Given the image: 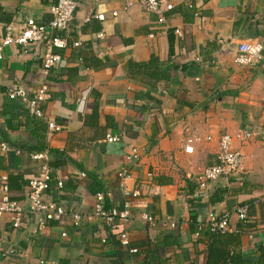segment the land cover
<instances>
[{
	"label": "crops",
	"instance_id": "crops-1",
	"mask_svg": "<svg viewBox=\"0 0 264 264\" xmlns=\"http://www.w3.org/2000/svg\"><path fill=\"white\" fill-rule=\"evenodd\" d=\"M72 1L68 28L54 32L67 46L57 51L42 119L7 92L37 90L45 41L11 45L0 63V201L8 182L24 211L18 228L9 216L0 218V264H221L209 251L231 237L227 252L243 264H264V65L235 62L239 44L264 43V0H172L163 22L135 0ZM55 3L0 0V40L18 35L28 19L48 24ZM152 58L158 68L130 75L132 64ZM49 121L60 131H50ZM248 130L254 135L245 140ZM107 134L119 141L107 142ZM193 135L199 141L186 155L184 139ZM223 135L241 153L242 171L200 190L196 179L217 163ZM132 147L141 154L136 164L125 158ZM42 149L54 179L42 200L61 205L66 216L40 228L27 211V182L40 171L32 155ZM122 170L130 173L127 188L136 197L121 192ZM99 192L106 193L107 208L128 201V221L74 227L70 214L91 213ZM238 207L253 218L249 227L237 219ZM209 212L230 216L229 231L213 243L208 232L196 237L189 229L193 214L201 224ZM172 223L181 227L178 245L164 235ZM123 233L135 254L120 245Z\"/></svg>",
	"mask_w": 264,
	"mask_h": 264
},
{
	"label": "built area",
	"instance_id": "built-area-1",
	"mask_svg": "<svg viewBox=\"0 0 264 264\" xmlns=\"http://www.w3.org/2000/svg\"><path fill=\"white\" fill-rule=\"evenodd\" d=\"M137 5H140L148 13H156L160 16V21H164L163 12H170L174 8L172 0H135ZM190 8L191 5L187 4ZM76 8V3L72 0H56V3L51 7V20L46 25H39L33 19H28L23 23L20 33L16 36H5L0 40V63L4 57V50L11 45H18L28 47L30 44L41 43L45 41L46 51L41 58V77L42 80L38 84L37 90L32 96H27L23 90H9L7 96L10 100H18L25 104L28 113L36 118H43V111L41 105L50 99L48 79L52 71L56 69L60 62V55L57 51L64 49L66 39L59 38L54 35L55 31H65L73 19V14ZM95 19L103 21V14H96ZM73 47H78L79 43L74 42ZM264 43L243 42L237 47V54L235 62L239 65L249 66L251 68L259 65H264ZM48 129L50 131L58 132L60 127L53 122H48ZM254 133L252 131L243 132L245 140L250 139ZM106 141L109 143H117L119 137L111 134L106 135ZM199 139L196 135L188 136L183 142V152L186 155H193V144L198 142ZM210 142L211 138L207 137ZM217 163L210 167L203 169L201 174L197 177V187L204 190L209 183L215 181L228 182L229 179L242 171L243 158L239 151L232 148V139L229 135H223L219 138L217 143ZM4 148V146H3ZM140 150L130 148L129 153L126 155L128 163L136 164L140 161ZM32 159L39 162L40 171L36 177L30 180L27 184V200H28V213L33 217H38L40 220V228L44 227L45 222H59L66 216L65 209L55 203L51 202L45 204L42 200V195L54 182L51 176L48 153L46 151L35 153ZM82 176H84L82 174ZM130 178V173L127 170H122L118 174L119 188L125 196L136 197L137 191H128L127 180ZM6 179H4L5 181ZM62 181H56V187H62ZM4 195L0 201V218L9 216L14 228H18L23 215V209L17 201H13L8 196L6 185L3 187ZM106 193L99 192L95 195L94 205L91 213L79 215L76 213L70 214L72 224L74 227L83 222L99 221L106 228H110L116 223H122L129 219V202L124 201L121 209L107 208L105 205ZM237 219L243 224H250L253 222L246 207H238L235 210ZM149 224L153 223V219L149 216L143 217ZM229 214L225 213L219 215L214 212H209L203 223L197 225V233L204 230L209 233H225L229 231ZM176 223H172L170 228L176 227ZM66 234L62 233V237ZM119 243L122 247L128 249L129 253L135 254L137 249L130 248L127 235L125 233L119 236Z\"/></svg>",
	"mask_w": 264,
	"mask_h": 264
},
{
	"label": "trees",
	"instance_id": "trees-1",
	"mask_svg": "<svg viewBox=\"0 0 264 264\" xmlns=\"http://www.w3.org/2000/svg\"><path fill=\"white\" fill-rule=\"evenodd\" d=\"M160 65L159 61L156 59V58H152L150 60L149 63L147 64H141V65H137V64H132L131 66V70H130V75L133 77L135 75V72L133 69H142V70H148V68L150 69H153L155 70L156 68H158ZM44 151V149H42ZM42 150H40L42 152ZM7 180V179H6ZM28 184V182H27ZM6 187H7V190L9 192V187H8V182H6ZM8 196L11 200L15 201V199H13L12 197H10L9 193H8ZM194 216L191 217L190 219V223H189V229H190V233L192 235H195L196 237H200L204 234H207L206 231L204 230H201L200 232L197 233V225L199 224V222L196 220V214H193ZM206 219V217H205ZM204 219V220H205ZM244 226L247 225V227L250 226V224H243ZM243 229V228H242ZM239 233V232H238ZM210 234L211 238H210V241L212 240V243L213 242H216L215 240V236L217 235H223V234H227V232L225 233H209ZM166 238L168 239H171V245L172 244H176L178 245V241H179V238L181 236V229L179 228V225H176V227H174L173 229H168L165 234ZM238 235V234H237ZM232 241V237L231 239L227 242H223L220 241L219 244H221V246L217 247V248H211L209 253L212 254L211 257H214L215 259H219L218 261L221 262V264H243L241 262V260H239L235 254H230L229 252L226 251V248L228 246L229 243H231ZM130 247V246H129ZM131 248V247H130Z\"/></svg>",
	"mask_w": 264,
	"mask_h": 264
}]
</instances>
